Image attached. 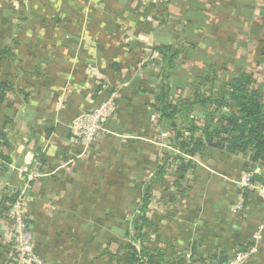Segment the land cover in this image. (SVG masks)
<instances>
[{"label":"crops","instance_id":"0c3cea01","mask_svg":"<svg viewBox=\"0 0 264 264\" xmlns=\"http://www.w3.org/2000/svg\"><path fill=\"white\" fill-rule=\"evenodd\" d=\"M163 1L0 0V49L12 52L0 59V79L14 87L0 103V125L12 118L7 129L14 133L11 162L0 168V207L9 194L22 192L34 250L46 264H120L143 215L151 223L141 225L152 234L147 248L154 254L164 249L165 263L179 254L195 263L214 256L216 262L256 244L247 264H264V234L254 239L264 219L261 200L251 195L243 215L229 216L235 190L227 177H236L246 159L216 149L197 160L176 153L167 136L171 123H156L159 115L146 91L158 67L136 72L139 60L151 59L148 51L163 44L184 46L171 78L185 83L208 62L251 58L263 37L264 0H170L168 22L159 25L153 15ZM114 92L112 135L101 149L89 150L72 136V121ZM190 94L188 86L173 93ZM176 155L194 161V168L181 174L165 167L167 175L156 180L158 167ZM155 182L178 193L182 212L176 217L163 218L160 203L157 214L149 213L148 204L141 210L140 198ZM3 213L0 264L10 257L3 252L10 229Z\"/></svg>","mask_w":264,"mask_h":264},{"label":"trees","instance_id":"16d2710c","mask_svg":"<svg viewBox=\"0 0 264 264\" xmlns=\"http://www.w3.org/2000/svg\"><path fill=\"white\" fill-rule=\"evenodd\" d=\"M169 1L164 0L161 9L153 15L158 20L159 25H165L168 22L166 6ZM190 22L189 17L185 25ZM185 25L183 24V27L187 29ZM259 28L263 37L258 40V45L250 52L252 59L249 62L251 65L249 68L225 61L208 62L203 70L191 77L189 82L185 83L184 79H173L171 74L178 67L174 61L175 57L179 54L185 56L184 46L182 47L178 43V48H174L171 44L155 46L151 51L152 53L157 52L159 58L153 56L146 62L142 59L139 60V62L142 61L140 65L142 72L148 70L147 67L154 68L155 65L158 67L157 78L149 77L147 80L146 91L150 97L152 96L149 105L159 115L156 123L163 121L171 123L170 132L167 135L171 144L181 154L203 157L206 153L210 154L216 149L222 154L245 158L246 161L242 169H249L251 164H259L264 167V18L260 21ZM189 47L194 48L191 43ZM6 57L12 58V52L8 47H3L0 49V59ZM114 68L117 69V67ZM145 77L142 79L145 80ZM217 82L218 84H215ZM184 86L191 89L189 97L173 95L175 90H182ZM10 91H14L12 81L0 79V103L5 101V96ZM195 106L199 107L198 110L202 114L201 118L189 116V112ZM12 121V118L6 116L0 125L1 169L4 168L3 164L11 162L9 150L14 133L7 129V125ZM175 160L178 161L174 170L176 173L183 174L188 169L194 168L193 162H185L179 155L172 159L166 158L163 167L161 165L156 170V180L167 175L164 172L165 167L173 168ZM161 186L155 182L151 188L143 192L139 201L141 210H145L153 194ZM18 191L17 189L9 194L6 200L9 203L13 202L19 194ZM0 208V213L6 212L7 207L2 206ZM27 223L29 224L28 219ZM142 224L151 226L150 220L143 215L135 225L138 234H140L139 229ZM4 246L3 252L7 257L10 252L7 250V245ZM126 250L125 254L118 257L120 264H138L137 251L134 247L127 244ZM153 251L143 247L141 255L151 262L155 258L158 261H166L164 260V249L156 250L155 254ZM14 254L12 253L11 258L14 257ZM207 258L213 259L214 256ZM200 261H204V258H200Z\"/></svg>","mask_w":264,"mask_h":264},{"label":"built area","instance_id":"2783aa9c","mask_svg":"<svg viewBox=\"0 0 264 264\" xmlns=\"http://www.w3.org/2000/svg\"><path fill=\"white\" fill-rule=\"evenodd\" d=\"M148 54H151L152 57H157L158 55L156 52L152 53L151 50L148 51ZM146 56L148 57V55ZM141 63L142 62H140L137 67H139ZM140 69L141 67L136 69V72ZM117 99L118 95L114 92L99 107L81 113L75 117L71 124V132L75 141L85 145L89 150H92V148L101 149L103 141L106 137L112 135L110 120L117 108ZM175 151H177L176 153H179L178 149H175ZM182 157L185 160H197L195 156L192 157L190 155L182 154ZM173 164L174 167L172 169L175 170L178 161L175 160ZM249 167V169L237 171L236 177L235 175L227 177L228 180L233 182L235 190V195L229 208V216L232 218H237L238 216L244 214L246 209V200L251 195L258 197L264 206V167L259 164H251ZM165 179L167 181V176ZM159 188H161V193L158 189V194H153L152 199L148 202V210L150 208L149 213L152 212V214H157V208L155 205L160 203L164 210L163 218L176 217L180 212H182L179 206L180 199L178 198V193H176L175 190L172 191L170 186L167 187L163 184ZM26 204V199L22 192L17 195L13 202L6 203L7 209L3 216L10 220V229H7L5 238L9 243V248L8 243L7 248L10 252L9 258L11 261L10 263H7L9 260L6 259V264H46L35 253L33 234L29 224L27 223L28 217L26 214ZM137 234V232L131 234V239L128 241L129 244L134 247L135 251H137L138 264H210L212 261L211 258L205 257L204 261L195 263L191 260L189 254H179L170 262L165 263L156 260V258L153 262H151L141 254L143 247L150 248V246H152V243L148 244L150 242L149 238H151L152 234L150 233L149 228L147 229L145 227L141 228L140 235ZM263 234L264 219L262 218L256 226L254 235L255 241L258 242L263 237ZM255 249L256 244L250 252L234 250L230 254L226 264H247L248 256L250 253L255 251ZM12 253H15L13 258H11Z\"/></svg>","mask_w":264,"mask_h":264},{"label":"rangeland","instance_id":"374dc122","mask_svg":"<svg viewBox=\"0 0 264 264\" xmlns=\"http://www.w3.org/2000/svg\"><path fill=\"white\" fill-rule=\"evenodd\" d=\"M243 54V53H242ZM241 54V55H242ZM242 57V56H241ZM251 59L252 58H250L249 56H247L246 57V59L245 60H243V62H242V58H240V60H241V62H237V61H234L233 62V64L234 65H237L238 63V65L240 66V65H242V67H245V68H249L251 65L249 64V62L251 61ZM250 65V66H249ZM198 73V72H197ZM195 74V73H194ZM194 76V75H193ZM185 88V86L184 87H182V90ZM198 106H195V108L191 111V112H189V116L190 117H192V116H197V117H202V114L200 113V111L198 110ZM180 121H182V119H179ZM184 133H186V132H184ZM219 151V150H218ZM224 158H225V156H223V157H221V156H219V159L221 160V161H223L224 160ZM201 163H202V161H200ZM245 162V161H244ZM193 163H194V161H193ZM196 164H198V162H195ZM204 164V163H203Z\"/></svg>","mask_w":264,"mask_h":264},{"label":"water","instance_id":"95a60500","mask_svg":"<svg viewBox=\"0 0 264 264\" xmlns=\"http://www.w3.org/2000/svg\"><path fill=\"white\" fill-rule=\"evenodd\" d=\"M137 78H134L131 82V85H133L135 83ZM112 123H114V121H112ZM113 232L115 234H117L118 236H123L124 235V230L120 229V228H117V227H114L113 229ZM227 254H224L222 256H220L216 262H211L210 264H226V261H227Z\"/></svg>","mask_w":264,"mask_h":264}]
</instances>
